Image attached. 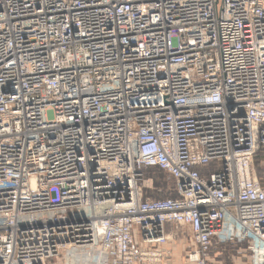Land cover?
<instances>
[{
    "label": "built area",
    "instance_id": "built-area-1",
    "mask_svg": "<svg viewBox=\"0 0 264 264\" xmlns=\"http://www.w3.org/2000/svg\"><path fill=\"white\" fill-rule=\"evenodd\" d=\"M181 228L264 264V0H0V264H165Z\"/></svg>",
    "mask_w": 264,
    "mask_h": 264
},
{
    "label": "rangeland",
    "instance_id": "rangeland-1",
    "mask_svg": "<svg viewBox=\"0 0 264 264\" xmlns=\"http://www.w3.org/2000/svg\"><path fill=\"white\" fill-rule=\"evenodd\" d=\"M261 157H257L255 168L258 172L260 170ZM145 169L144 176L152 178V189L149 191L148 196L151 198H165L176 195L174 191V180L163 171H156L155 169ZM157 182V184H156ZM188 238V236H187ZM176 242L169 243L166 248L170 251V261L172 264H177V237L172 239ZM183 249L178 257L181 264H186L184 261L187 249L191 247V240L185 239L182 244ZM175 250V252L173 251ZM250 254L244 243L229 242L227 244H214L210 253V260L213 264H251ZM64 258H54L52 263L49 264H64Z\"/></svg>",
    "mask_w": 264,
    "mask_h": 264
},
{
    "label": "crops",
    "instance_id": "crops-1",
    "mask_svg": "<svg viewBox=\"0 0 264 264\" xmlns=\"http://www.w3.org/2000/svg\"><path fill=\"white\" fill-rule=\"evenodd\" d=\"M187 236H188V238H187ZM185 239H188V240H190L189 239V232L185 229V228H181V229H178V231H177V264H181L180 263V260H179V256H180V254H181V252H182V250L184 251V247H183V245H181L182 244V242L185 240ZM172 242H176L175 240H173V241H171V242H169V245H168V247L170 248V243H172ZM183 247V248H182ZM174 252H175V250H173ZM184 261L186 262V264H190V263H188L186 260H185V258H184ZM165 264H172L171 263V261L169 260V262H166Z\"/></svg>",
    "mask_w": 264,
    "mask_h": 264
},
{
    "label": "bare ground",
    "instance_id": "bare-ground-1",
    "mask_svg": "<svg viewBox=\"0 0 264 264\" xmlns=\"http://www.w3.org/2000/svg\"><path fill=\"white\" fill-rule=\"evenodd\" d=\"M262 149H263V148H260V150H262ZM254 167H255V164H254ZM254 169H255V173L257 174V178H258V180H259V182H260V181H261V171H260V174H258L257 171H256V168H254ZM67 248H69V245H65L63 248H60V249H59V252H58V253L56 252V253L54 254L55 256H53V258L51 257L50 260L46 262V264L52 263L54 258L57 259V258H59V257L65 259L64 264H69L68 257H71V254H69V253L67 252V250H69V249H67ZM51 259H52V260H51Z\"/></svg>",
    "mask_w": 264,
    "mask_h": 264
},
{
    "label": "trees",
    "instance_id": "trees-1",
    "mask_svg": "<svg viewBox=\"0 0 264 264\" xmlns=\"http://www.w3.org/2000/svg\"><path fill=\"white\" fill-rule=\"evenodd\" d=\"M256 159H257V157H256ZM256 159H254V164H255V162H256ZM147 169H149V168H147ZM151 169H155L156 171H161V170H159L158 168H154V167H151ZM151 169H150V170H151ZM257 173L260 174V170H259ZM156 184H157V182H156ZM149 191H150V190H146V191L144 192V196H148Z\"/></svg>",
    "mask_w": 264,
    "mask_h": 264
}]
</instances>
